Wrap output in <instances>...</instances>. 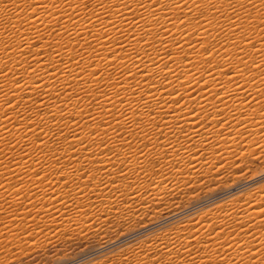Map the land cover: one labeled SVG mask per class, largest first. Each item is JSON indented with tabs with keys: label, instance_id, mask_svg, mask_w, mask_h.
<instances>
[{
	"label": "bare ground",
	"instance_id": "bare-ground-1",
	"mask_svg": "<svg viewBox=\"0 0 264 264\" xmlns=\"http://www.w3.org/2000/svg\"><path fill=\"white\" fill-rule=\"evenodd\" d=\"M262 54L264 0H0V231L99 227L179 189L180 166L194 180L237 161L244 133L264 150ZM150 161L152 191L135 187ZM245 181L59 264H264V184Z\"/></svg>",
	"mask_w": 264,
	"mask_h": 264
},
{
	"label": "rangeland",
	"instance_id": "rangeland-1",
	"mask_svg": "<svg viewBox=\"0 0 264 264\" xmlns=\"http://www.w3.org/2000/svg\"><path fill=\"white\" fill-rule=\"evenodd\" d=\"M245 134H247V133H244V137L245 138L242 141L243 143L245 142V145L241 143V146L243 148H241V146H240V149H242V150H239V149L236 150V151H239L241 155L243 154V153H241V151L247 153L246 155H244V158H243V155L241 156L239 154V157L241 158L240 159L238 156H236L238 152H234L233 154L235 155L234 157L236 158V160L238 159L237 161L228 163L230 165H228V164H226V166L224 165V167H222L221 170L219 169L220 171H218L217 169L214 168L213 170H210L209 171V174H205L204 176H201V178L199 177V179H198V177L196 179L194 178V180H196V181L193 180V177H195V176L192 175L191 172L187 171V169H184L183 166H180V168H176L175 170H178L179 173H181V172L184 173L182 177H181V174L182 173L181 174H179V173L173 174L174 178L176 176L177 177H176V179L173 178L172 182H176V185L179 183L180 184V186H179L180 188L174 190V192H170V193L164 195V198L160 202L159 201L158 202L155 201L154 202L155 205L153 203H144V207L146 209L141 214H140V212L139 213L130 212L128 214L122 213V214H114V215L113 214H110V215H108L106 217L107 220L110 219L109 221L106 220V222H104L103 225H101L99 227L98 226L91 227L92 230L90 228H88V225H85L87 227L86 230H84L85 228H83V227H82V230H81V228H79L81 224L75 226V225H73L75 223L73 221V222H70L71 225L68 226L69 228L70 227L71 228L69 229L67 227L68 232H67V230L66 231H62L63 230V228H62L63 226L60 225L59 223L57 224V226H55L56 228L53 226V229L54 230L56 229V230L54 232H51V231H53V229L51 227H52V225H56L55 223L53 224V222L50 221L48 224H46L47 227H48V225H50L48 227V230L49 231H47V228L46 227H43L45 223H40L38 227L36 226V230H34L32 228V231L34 230L33 231L34 232V235H35L34 237L35 238L38 237V239H37L38 242H37L36 239H33L34 238V237H32L33 235H31V236L28 235L29 237L26 236L28 232L27 233L26 232L25 233L23 232L24 231V228H27L26 226L25 227H22L23 230L22 229H18V231L20 230L19 233L22 232V235H20L22 238L19 236V238H16V239H11V237H9L10 232L7 231L6 229H4V230L1 229L2 232L0 231L1 232L0 234L2 235V237L0 235V264H59V261L63 260V258L72 257V256H70L71 254L74 257L76 253L79 254L81 251L86 250L88 248H91V246L92 247L93 246L96 247L104 239H112V238L114 239V236L115 235L117 237V235H119L122 232H124L123 234H125V232L126 233H129V232L131 233V232H133V230L135 232V231L139 230L142 227L143 228L144 227H147L150 223L152 224V222H154V221H157V220L160 221L162 217H164L166 214H168V212L166 213L165 211L170 210V209L171 210H174L175 209L174 207L177 204H179V205H185V204L189 203L191 200H193V198L194 199H197L199 197H203L206 194H208V193H210V192H212L214 190L216 192V191H219L221 189L224 190L223 188H226V187L227 188L225 190H230V189L236 187V185L239 186V185L243 184V182L245 180H249V181H252L253 180L252 183L251 182L249 183V185L253 184L252 187L254 185L256 186V185L264 184L263 183L264 182L263 181L264 180V150L262 148H260L259 150H262V152L260 153V151L257 148L258 144H260V143L259 142H255V141H253L251 139L248 140V138H251L253 136H251L249 134L248 135H245ZM260 134L261 135L264 134V129L260 130ZM248 136H250V137H248ZM252 143H253V146H251ZM248 146L249 147L250 146L252 147V148L250 147V150L251 151L249 150V147ZM245 147H248V148L245 149ZM232 149H234V148H231V150ZM243 149L244 150H249L251 153H249V151H243ZM253 149L255 151L258 150V151H256L257 153H254L253 152L254 151ZM150 162H152V164L149 166L150 168H152L154 165H156V162H154V161H150ZM227 165L230 166V168L229 167L227 168ZM233 165H235V166H233ZM152 171H154L152 173H154L155 175L153 174V176H151V175L150 176H146L145 177L146 180L144 179V177H142L143 179L142 178L141 179L140 178H137L136 179L137 183H135L136 181H132L130 183V186L131 187L129 186L130 188H128L129 190L127 189V191H131L132 189H134V187H133V186H135V185H133L134 183L136 184L135 187H137L138 185L143 186L144 184H146L145 186H143V188L145 187V189H147V190L153 189L154 188V185H152V184H155L154 183V178H156V176H158L159 174H161V173H159L160 172V166L157 165L156 167H154V169L152 168ZM210 172L212 174H210ZM174 173H175V171H174ZM188 173H189V175L191 177H187ZM254 173H257V174H254ZM185 174H187V175H185ZM184 175L186 177H184ZM245 176H250V177H245ZM255 177L257 178V180H256ZM177 178H178V181L182 182V180H183L184 182H182V184L180 182H177ZM180 178H181V180H179ZM248 178H250V179H248ZM139 179H140V181H139ZM128 180H132V179H128ZM142 180H144V181L142 182ZM151 180H153V182ZM139 182H142V183L138 184ZM237 182H238V184H237ZM240 182H241V184H240ZM245 182H248V181H245ZM254 183H258V184H254ZM163 184L164 185L165 184L168 185L167 184V181H166V183L164 182ZM147 185H149V187ZM182 185H184V186H182ZM249 185H245V186L248 187ZM232 186H234V187H232ZM252 187H250V188H252ZM143 188H141V189L135 188V190H138V191L141 190L140 193H143L144 195L147 194V192L152 191V190L147 191V190H145ZM248 189H249V187H248ZM143 194H142V196H143ZM143 197H145V196H143ZM218 198L219 197L216 198L217 200H215V198H214V200L211 199V200H209L208 203L206 202L205 204H202V206L204 205V206H207V208H208V206L210 204H212V202H214V203L216 202V204H217L218 201L222 200L223 197H221V199L220 198L218 199ZM143 200H145V198ZM210 201H212V202H210ZM198 208H199V206H198ZM91 212L92 211H89L88 212L89 215H87V213H86V215L84 214L82 216V220L85 221V218L93 216L92 214L94 212L92 214H90ZM153 215H157V218H156V216H153ZM91 220H90V222H91ZM146 221L148 223H146ZM88 222L89 221L87 220V222L85 224H87ZM50 223H52V224H50ZM42 224H43V226H42ZM77 227L79 228V230H77L78 229ZM57 229L58 230L60 229V230L58 231ZM75 229H76V232L77 233L76 232L74 233ZM71 230L72 231L74 230L72 232V234H71ZM18 231L16 233H18ZM32 231H30V232H32ZM78 231H79V234H78ZM59 232H60V234H59ZM61 232L63 233V235H61ZM65 232H67V233H65ZM87 232H89L90 234L87 233ZM162 232H164V231H162ZM93 233H95V234L93 235ZM5 234L8 235V238H7V235H6V237H4ZM36 234H40V236H37ZM42 235H44V237ZM53 235H58V236H56V238L54 236V240L51 241V239H53V237H52ZM45 236L48 239H46ZM23 237H25V238H23ZM50 237H51V239H50ZM44 238H45L46 241L43 240ZM3 240H4V242H3ZM42 243H44L43 244L44 246H42ZM33 244H34V246H33ZM25 247H26V249H24ZM31 247H33V248H31ZM15 248H16V250H15ZM4 250H5V252H4ZM9 257H10V259H8ZM3 260H5V261H3ZM62 262H64V261H62ZM62 262H60V263H62Z\"/></svg>",
	"mask_w": 264,
	"mask_h": 264
},
{
	"label": "snow or ice",
	"instance_id": "snow-or-ice-1",
	"mask_svg": "<svg viewBox=\"0 0 264 264\" xmlns=\"http://www.w3.org/2000/svg\"><path fill=\"white\" fill-rule=\"evenodd\" d=\"M237 19H239V17H237ZM198 27H199V25H198ZM229 27L230 28L231 27H237V30L238 31L242 28V26H237L234 21H230ZM241 39H243V40H245V42H247V40L249 39V37H246V36H243L242 35L241 36ZM233 44H234V41H233ZM234 46H236V45L234 44ZM236 47H237L236 63L234 65L230 64L229 67H228V71L229 72H235L236 75H237V77L240 80H243L245 78V73H251L252 68L247 63V58H248V55L249 54L246 52V50L243 47H240V46H236ZM252 47L254 48L255 45H253ZM207 50L208 49H206V51ZM255 64H256L255 60H252V65H255ZM165 67H167V65H165ZM260 67H264V54L261 55V65L260 66H257V70H259ZM165 79H167V78H165ZM201 79H203V77H201ZM205 87H208V86L205 85ZM224 90H225V88L224 87H221V91H224ZM180 99L183 100L184 97L181 96ZM173 103L179 104V101H174ZM149 111L152 112V113L155 112L154 109H150ZM190 111H193L194 112L195 109H191ZM169 131H171V129H169ZM161 135H162V133H161ZM129 147H130V145H129ZM113 154L115 155V153H113ZM85 175H87V173H85ZM45 179H47V177H45ZM65 187H67V185H65Z\"/></svg>",
	"mask_w": 264,
	"mask_h": 264
}]
</instances>
